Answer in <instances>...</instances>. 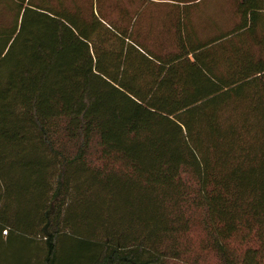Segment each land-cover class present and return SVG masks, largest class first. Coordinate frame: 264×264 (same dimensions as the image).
<instances>
[{"label": "trees", "instance_id": "trees-1", "mask_svg": "<svg viewBox=\"0 0 264 264\" xmlns=\"http://www.w3.org/2000/svg\"><path fill=\"white\" fill-rule=\"evenodd\" d=\"M16 240L19 264H264V0H0Z\"/></svg>", "mask_w": 264, "mask_h": 264}, {"label": "rangeland", "instance_id": "rangeland-1", "mask_svg": "<svg viewBox=\"0 0 264 264\" xmlns=\"http://www.w3.org/2000/svg\"><path fill=\"white\" fill-rule=\"evenodd\" d=\"M210 3V2H209ZM3 240L7 235L4 232ZM24 245L23 241L16 240L12 245H3L0 247V264H19L20 256L23 255ZM26 253V252H25Z\"/></svg>", "mask_w": 264, "mask_h": 264}]
</instances>
